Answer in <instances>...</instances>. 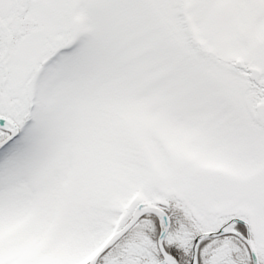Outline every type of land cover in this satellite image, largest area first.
Wrapping results in <instances>:
<instances>
[{
	"label": "snow or ice",
	"instance_id": "obj_1",
	"mask_svg": "<svg viewBox=\"0 0 264 264\" xmlns=\"http://www.w3.org/2000/svg\"><path fill=\"white\" fill-rule=\"evenodd\" d=\"M0 264H264V0H0Z\"/></svg>",
	"mask_w": 264,
	"mask_h": 264
}]
</instances>
